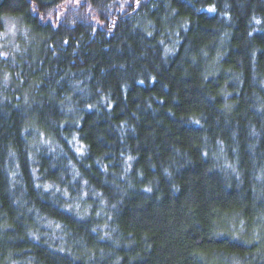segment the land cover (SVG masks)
<instances>
[{"label":"trees","instance_id":"1","mask_svg":"<svg viewBox=\"0 0 264 264\" xmlns=\"http://www.w3.org/2000/svg\"><path fill=\"white\" fill-rule=\"evenodd\" d=\"M6 18L30 35L0 48V264H264V0Z\"/></svg>","mask_w":264,"mask_h":264},{"label":"rangeland","instance_id":"2","mask_svg":"<svg viewBox=\"0 0 264 264\" xmlns=\"http://www.w3.org/2000/svg\"><path fill=\"white\" fill-rule=\"evenodd\" d=\"M29 30L26 29L19 20L15 18H6L4 21V30L0 33V48L5 53H12L20 45V42L26 41L28 39ZM19 44V45H17ZM239 229V234L237 237H245L241 235L243 230ZM264 248V243L261 244Z\"/></svg>","mask_w":264,"mask_h":264}]
</instances>
